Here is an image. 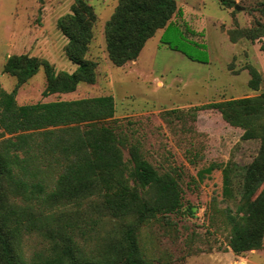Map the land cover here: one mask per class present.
<instances>
[{"label":"rangeland","instance_id":"374dc122","mask_svg":"<svg viewBox=\"0 0 264 264\" xmlns=\"http://www.w3.org/2000/svg\"><path fill=\"white\" fill-rule=\"evenodd\" d=\"M74 1L0 0L3 89L11 91L16 82L15 77L3 72L11 55L46 59L55 72L75 71L76 64L65 51L68 39L58 26L59 19L71 12ZM85 1L96 15L87 52V57L99 64L95 83H79L73 92L43 96L46 78L41 67L19 87L16 102L30 104L107 94L114 97L115 113L110 123L117 125L116 131L128 145L137 144L159 172L174 170L181 189L180 211L157 215L136 228L140 253L151 264H264V234L260 249L235 254L228 245L230 226L226 214L235 213L237 200L223 197L221 169H213L203 179L197 175L211 163H250L260 142L243 139V129L229 125L215 109H191L212 101L256 96L264 90L263 84L258 90L248 86L247 69L248 65L255 66L264 83V36L255 40L238 37L240 29L264 23L260 10L264 0H231L232 6L219 0H175L177 5L193 6L204 14L206 50L201 52V48L177 40L173 44L182 52L166 44L164 47L158 30L145 44L138 62L128 67L112 65L105 50L104 26L118 0ZM231 33L237 37L235 42L230 39ZM165 40L172 41V37ZM5 137L8 136H2L0 129V142ZM123 157L129 158L127 148L123 149ZM46 159L45 164L53 158ZM60 172L61 168L54 164L46 169L48 190ZM100 199L92 196L42 204L40 219L45 228L24 237L26 258L30 261L36 254L50 253L53 240L48 230L59 243L61 235L71 236L84 256L99 259L108 255L107 245L118 240L125 225L135 219L109 218ZM17 201L21 202L19 198Z\"/></svg>","mask_w":264,"mask_h":264},{"label":"trees","instance_id":"16d2710c","mask_svg":"<svg viewBox=\"0 0 264 264\" xmlns=\"http://www.w3.org/2000/svg\"><path fill=\"white\" fill-rule=\"evenodd\" d=\"M219 1L227 6L234 4L231 0ZM260 10L264 15V4ZM95 20L92 6L85 0H75L71 12L58 21L68 39L66 54L76 64L72 73L55 72L46 59L26 54L11 55L4 63L3 72L15 77L16 82L9 92L0 86V129L2 136H8L0 142V264H151L140 253L137 226L182 207L175 171L159 172L140 147L128 145L116 131L117 125L110 123L115 113L111 94L30 104L16 102L19 87L41 67L46 78L43 96L73 92L79 83H95L99 64L87 57ZM205 25L201 11L186 4L177 5L175 0H118L104 26L108 60L117 67L136 60L159 29H163L161 42L170 49L182 52L173 44L177 40L203 52ZM167 36L172 41L165 40ZM239 36L251 40L264 36V23L240 29ZM230 39L235 42L237 37L231 33ZM261 48L264 51V45ZM247 69L248 86L253 90L261 84L264 87L261 72L253 65ZM191 109H215L229 125L243 129V139L260 142L250 163H211L197 175L203 179L213 169H221L223 197L237 200L235 213L226 214L231 250L240 254L262 248L264 90L256 96L212 101ZM124 148L128 149L127 160L123 157ZM49 157L53 158L51 163L45 164ZM50 164L58 165L61 172L48 190L46 169ZM92 196L101 197L100 206L109 218L135 219L125 225L118 240L107 245L108 255L99 259L84 256L71 236L61 235L59 243L48 230L53 240L50 253L36 254L30 261L26 258L24 237L45 228L40 219L42 204Z\"/></svg>","mask_w":264,"mask_h":264},{"label":"crops","instance_id":"0c3cea01","mask_svg":"<svg viewBox=\"0 0 264 264\" xmlns=\"http://www.w3.org/2000/svg\"><path fill=\"white\" fill-rule=\"evenodd\" d=\"M160 30V32H163V29H159ZM148 42V41H147ZM146 42V43H147ZM162 44V46H164V47H166V45L164 44V43H161ZM144 48V47H143ZM143 50V49H142ZM142 50H141V52H142ZM141 52H140V54H141ZM140 54H139V56H140ZM139 56H138V58H139ZM138 58L136 59V60H133V61H129V62H127L126 64H124L123 66H121V67H128V66H130L131 64L133 65V64H136L138 61ZM161 84V83H160Z\"/></svg>","mask_w":264,"mask_h":264},{"label":"water","instance_id":"95a60500","mask_svg":"<svg viewBox=\"0 0 264 264\" xmlns=\"http://www.w3.org/2000/svg\"><path fill=\"white\" fill-rule=\"evenodd\" d=\"M235 8L238 9L239 7L236 5Z\"/></svg>","mask_w":264,"mask_h":264}]
</instances>
